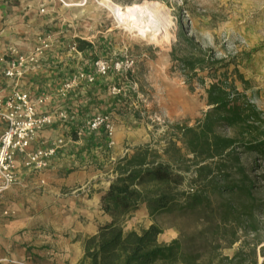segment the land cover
<instances>
[{
  "label": "rangeland",
  "instance_id": "374dc122",
  "mask_svg": "<svg viewBox=\"0 0 264 264\" xmlns=\"http://www.w3.org/2000/svg\"><path fill=\"white\" fill-rule=\"evenodd\" d=\"M113 1L125 5L142 0ZM152 1L160 8L158 36L161 41L137 33L100 0H0V6L7 7L11 15L24 14L27 26L35 31V41L49 30L61 32L66 40L64 51L67 59L74 61L70 70L94 69L93 60L97 58L108 59L111 64L106 73H96L93 82L84 79L76 84L89 86L95 83L93 97L96 109L80 119V127L73 130L72 136L82 139L85 128H89V119L109 114L114 124V143H110L104 126L91 129L93 132L102 130L103 144H96L94 159L89 154L88 161L81 155L85 153L84 149L75 151L81 158L78 165L62 170L59 176L63 181L56 183L63 193L69 194L74 189L81 192L83 188L92 193L102 188L111 173L110 163L102 156L105 152L114 153L118 162L122 148H128L129 153L141 143L164 147L174 122L195 123L209 108L205 88L212 80L221 79L229 85L235 83L264 110V0ZM182 29L193 37L192 41L181 35ZM77 37L90 40L94 47L81 49V54L71 51L68 44ZM199 46L203 47L202 51ZM190 53H211L222 58L221 62L214 64L218 66L213 72L215 75L209 74L208 67L197 68L198 73L192 80L193 88L186 81L181 61ZM244 78L248 79L247 83H244ZM50 84H45L49 90ZM81 129L83 131L80 132ZM117 131L122 138L119 143ZM243 160L255 181V188H261L260 196H264V155L250 150L243 153ZM90 171L97 175H90ZM185 186L190 188L187 182ZM43 209L37 210L41 216L60 213V209ZM152 221L148 210L139 207L124 218L123 224L126 229H140ZM195 222V218L181 221L186 226ZM180 233L178 225H168L159 239L170 241ZM239 234L240 239L231 246H225L223 251L233 254L240 246H254L259 260H262L264 219L257 231L240 229ZM85 236L81 234L82 238Z\"/></svg>",
  "mask_w": 264,
  "mask_h": 264
},
{
  "label": "trees",
  "instance_id": "16d2710c",
  "mask_svg": "<svg viewBox=\"0 0 264 264\" xmlns=\"http://www.w3.org/2000/svg\"><path fill=\"white\" fill-rule=\"evenodd\" d=\"M181 35L193 40L183 29ZM77 42L80 49L94 47L82 37ZM181 61L193 88L197 68L215 75L222 58L190 53ZM205 90L210 106L195 123L176 121L164 147L137 144L118 159L117 174L101 194L110 218L83 238L78 264H264L254 246L223 251L240 239V229L257 231L264 219L262 190L243 160L250 150L264 155V110L235 83L212 80ZM144 203L153 221L126 229L124 218ZM191 218L194 224L181 223ZM168 225L181 233L162 241Z\"/></svg>",
  "mask_w": 264,
  "mask_h": 264
},
{
  "label": "crops",
  "instance_id": "0c3cea01",
  "mask_svg": "<svg viewBox=\"0 0 264 264\" xmlns=\"http://www.w3.org/2000/svg\"><path fill=\"white\" fill-rule=\"evenodd\" d=\"M51 32H54L56 39L53 46L42 57L40 66L25 73L23 81L35 93L40 86L53 82L50 84V97L39 104V110L47 112L63 107L67 110L68 117H58L52 125L44 129L43 134L48 138L64 134L66 143L53 158L51 168L43 173L24 174L22 181L6 192L1 206H10L15 209V213L0 218V264H78L84 253L81 234L95 233L99 224L110 218L102 209L101 194L108 188L111 178L117 174L114 153L105 152L102 155L110 163L111 173L108 174L107 183L95 192H87L83 188L81 192H75L74 189L69 194L63 193L61 186L56 184L63 181L59 176L62 170L78 165L81 159L75 152L78 148L85 150L81 155L87 161L89 154H92L94 159L96 144H103L104 139L102 130L93 132L90 128H85L82 139L72 136L73 130L80 127V119H84L96 109L93 97L95 83L89 86L84 83L74 85L66 95L58 91L57 88L75 72L69 69L74 61L67 59L63 34ZM35 39V31L27 26L23 13L11 15L7 7L0 6V55L11 44L28 51L37 42ZM52 64H55V67H51ZM6 81L0 60V89L7 90ZM117 137L119 143L122 138L118 131ZM128 150L120 149L121 156ZM89 174L97 175L94 171ZM86 178L85 175L84 179ZM66 182L74 183L72 180ZM42 207L43 210L60 209V213L41 216L37 210ZM140 207L148 210L145 203Z\"/></svg>",
  "mask_w": 264,
  "mask_h": 264
},
{
  "label": "built area",
  "instance_id": "2783aa9c",
  "mask_svg": "<svg viewBox=\"0 0 264 264\" xmlns=\"http://www.w3.org/2000/svg\"><path fill=\"white\" fill-rule=\"evenodd\" d=\"M55 40L52 32H46L28 51L11 44L0 55L3 75L7 79V90L0 89V218L15 213L14 208L1 206L6 192L20 183L24 174L43 173L51 168L53 158L66 143L64 134L48 138L43 132L58 117L67 118V110L63 107L47 112L39 110V104L50 97V90L42 85L35 93L23 81L27 71L40 66L42 57ZM68 47L75 53H82L77 40L70 41ZM93 64L94 69L82 68L73 72L58 91L66 95L79 80L93 82L96 73H106L111 67L109 60L103 58L93 60ZM87 124L92 130L104 126L111 139L110 143H114V124L109 114H99L89 119Z\"/></svg>",
  "mask_w": 264,
  "mask_h": 264
},
{
  "label": "bare ground",
  "instance_id": "6f19581e",
  "mask_svg": "<svg viewBox=\"0 0 264 264\" xmlns=\"http://www.w3.org/2000/svg\"><path fill=\"white\" fill-rule=\"evenodd\" d=\"M102 4L108 5L113 13L117 15L122 21L132 27L137 33L150 39L161 41L158 36L159 11L155 2L152 0H142L140 2H133L122 5L116 1L105 2L100 0ZM168 36V34L166 35Z\"/></svg>",
  "mask_w": 264,
  "mask_h": 264
}]
</instances>
